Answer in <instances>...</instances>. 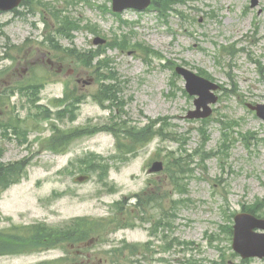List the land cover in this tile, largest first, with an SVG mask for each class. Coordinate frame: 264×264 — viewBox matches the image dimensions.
Segmentation results:
<instances>
[{
    "label": "rangeland",
    "instance_id": "rangeland-1",
    "mask_svg": "<svg viewBox=\"0 0 264 264\" xmlns=\"http://www.w3.org/2000/svg\"><path fill=\"white\" fill-rule=\"evenodd\" d=\"M40 1L32 12L26 6L18 8L21 14L0 12V51L5 47L8 57L0 60V103L9 101L0 104V121L18 115L22 127L12 138L3 137L0 128V164L17 163L20 169L0 188V230L24 234L38 221L61 225L85 217L88 226L98 222L101 231L89 234L84 242L95 240L82 256H74L69 246L33 253L22 247L0 253V264H35L64 254L67 264L88 258V264H264L258 258L243 262L228 232L242 205L264 217V121L246 105L264 103V0L253 6V0H193L167 21L150 10L127 9L116 16L110 0ZM55 15L97 28V33L85 26L74 31L73 42L57 37L62 47L95 49L97 35L109 42L99 46L104 54L98 59L111 63L116 86L111 112L91 97L96 83L84 85L67 75L72 69L81 79L88 77L75 60H65L61 73L47 64L50 48L41 41L55 27ZM115 41L120 48L112 47ZM175 64L220 85L209 117L187 118L194 95L174 74ZM26 95L34 98L30 105ZM62 96V105L79 106L58 117L53 105ZM146 125L161 129L165 138L155 137L132 158L126 148L119 161L115 141L125 138L122 130ZM53 126L65 132L95 130L54 153L49 149L62 145L51 140L58 133ZM153 160L162 161L164 170L149 174ZM82 175L89 177L77 180ZM147 187L148 213L113 205L122 199L133 205L134 194ZM164 210L174 214L173 233L150 232ZM146 216L152 220H138ZM129 221L136 226L120 229ZM124 240L149 242L136 255L111 252ZM49 244L41 243L42 248Z\"/></svg>",
    "mask_w": 264,
    "mask_h": 264
},
{
    "label": "trees",
    "instance_id": "trees-1",
    "mask_svg": "<svg viewBox=\"0 0 264 264\" xmlns=\"http://www.w3.org/2000/svg\"><path fill=\"white\" fill-rule=\"evenodd\" d=\"M182 2H184V0H153V6H157L159 10L165 9V11H167L168 7H171L168 6L169 4H177ZM61 22L62 24L67 25L64 31L65 35H69V30L71 27L77 28L78 26L77 23H74L66 16L61 20ZM112 47H117V44L115 43L112 44ZM79 57L82 56L80 55ZM83 62L85 64H89V61H83ZM98 65H99V69L103 70L108 67V62L107 61H105L104 63L99 62ZM37 87L38 86H29V88H33V89H36ZM114 91H116L114 90V87L103 85L102 88H100L98 91L99 99L101 100L100 103H103L104 100H110L112 103H114L115 102ZM30 100L34 101V98L32 99L31 97L29 101ZM6 128L12 129V131H14L16 134H18L22 129L21 125H19L18 123H15L13 125L9 123V125L6 126ZM72 130L74 132H71ZM72 130L71 131L68 130L65 132V131H61L60 129H56L55 131L58 133L53 138H51V140H57L61 143V145H67V143H69L73 138L77 137L78 135L82 136L84 133H89L95 129L80 130L77 128ZM125 133H126L125 138H127L128 141L133 142L131 148L128 149L129 152H132V149L137 145H143L144 143H147V141H149L154 135H159L162 138H165V134L161 132V129L155 130L153 129L152 125H146L141 129H136L131 127L129 130L127 129ZM18 171H20V169H18L17 163L8 164V165L0 164V188L4 189L5 187H7L11 178L17 175ZM143 198L149 203L148 200L149 198L147 196ZM146 201L140 198L141 204H144ZM119 203L120 202L116 203V205H118ZM148 203L146 205H148ZM24 231H25L24 234H20V233L4 234L0 230V253H7L12 251L13 249H21L22 247L23 248L27 247L30 250H33L34 248L37 249L40 246L39 243H43V242L52 243V245L61 242L79 243L85 241L91 232H95V231L100 232L101 229H100V225H98V222H92L90 223V226H88L87 220L83 219V220L73 221L67 226H59V227H51V226H46L44 224H38L31 226L27 229H24ZM40 264H52V263L42 262Z\"/></svg>",
    "mask_w": 264,
    "mask_h": 264
},
{
    "label": "water",
    "instance_id": "water-1",
    "mask_svg": "<svg viewBox=\"0 0 264 264\" xmlns=\"http://www.w3.org/2000/svg\"><path fill=\"white\" fill-rule=\"evenodd\" d=\"M20 0H0V9L6 10L18 5ZM150 4V0H112L113 11H121L126 7L136 9H144ZM95 43H103L102 39L96 38ZM176 71L186 80V89L189 94H197L199 97L195 99L196 109L189 111V118L206 117L211 113L208 103L215 102L216 97L209 92L210 89H216L217 86L183 67H176ZM200 107L204 110L200 111ZM249 108L256 110L257 115L264 119V104L255 106L248 105ZM162 169L161 162H154L151 171H159ZM233 248L243 257L248 256H264V234H250L242 232V223L244 221L254 222L256 225L264 228V221H257L248 214H237L235 216Z\"/></svg>",
    "mask_w": 264,
    "mask_h": 264
},
{
    "label": "flooded vegetation",
    "instance_id": "flooded-vegetation-1",
    "mask_svg": "<svg viewBox=\"0 0 264 264\" xmlns=\"http://www.w3.org/2000/svg\"><path fill=\"white\" fill-rule=\"evenodd\" d=\"M57 68L60 70L61 69V66H58Z\"/></svg>",
    "mask_w": 264,
    "mask_h": 264
}]
</instances>
